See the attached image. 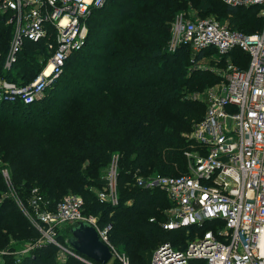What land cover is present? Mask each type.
Listing matches in <instances>:
<instances>
[{
    "label": "trees",
    "instance_id": "1",
    "mask_svg": "<svg viewBox=\"0 0 264 264\" xmlns=\"http://www.w3.org/2000/svg\"><path fill=\"white\" fill-rule=\"evenodd\" d=\"M192 5L201 15L221 11L230 30L246 35L264 25L259 6L239 8L219 0H107L91 12L83 48L45 89L47 96L30 104L0 103V224L8 221L14 232L27 221L36 236L13 199L2 196L9 191L1 174L7 169L11 187L25 205L33 189L50 209L68 192L82 195L83 214L95 217L99 227L111 225L109 241L130 264H149L153 250L164 242L185 245L184 231L160 225L167 220L165 193L133 183L136 177L184 174L185 152L196 148L189 136L204 117L206 104L194 94L218 76L194 65L211 53L219 55L214 48L199 53L188 46L168 50L172 21ZM12 31L0 16V76L25 85L44 67L48 51L44 42L24 40L11 68H17L14 76L5 72ZM226 59L244 69L249 56L234 48L219 60ZM112 162L117 168V205L100 203L94 191L104 188L102 174ZM73 226L62 229L58 242L61 236L68 240ZM7 240L0 234V246ZM37 248L22 262L0 264H62L55 260V246ZM64 264L84 263L69 256Z\"/></svg>",
    "mask_w": 264,
    "mask_h": 264
},
{
    "label": "built area",
    "instance_id": "2",
    "mask_svg": "<svg viewBox=\"0 0 264 264\" xmlns=\"http://www.w3.org/2000/svg\"><path fill=\"white\" fill-rule=\"evenodd\" d=\"M106 1L0 0V16L13 28L2 69L11 70L24 40L44 42L49 52L48 61L28 84L17 85L0 76V103L39 100L60 75L67 58L83 48L87 20ZM219 1L233 7L259 6L264 16V0ZM184 15L178 14L170 25L169 51L181 46L194 53L214 48L220 57L238 48L249 61L241 69L226 59L222 81L206 95L204 117L190 133L196 148L185 152L186 172L134 180V186L165 193L167 220L160 225L164 230L184 231L187 237L184 246L159 244L149 264H192L199 260L205 264H264V25L261 31L246 35L213 19L188 20ZM1 174L10 187L7 169ZM104 179L97 198L117 205V168L113 162ZM32 194L26 205L19 199L16 205L40 235L36 246H55L60 262L71 256L94 264L73 251L66 238L64 244L57 240L65 226L88 222L108 247L109 262L130 264L109 241L111 225L99 227L93 217L83 214L80 196L68 194L50 209L36 189ZM206 224L209 228L204 232L197 229Z\"/></svg>",
    "mask_w": 264,
    "mask_h": 264
},
{
    "label": "rangeland",
    "instance_id": "3",
    "mask_svg": "<svg viewBox=\"0 0 264 264\" xmlns=\"http://www.w3.org/2000/svg\"><path fill=\"white\" fill-rule=\"evenodd\" d=\"M239 8H241V7H239ZM242 8H245V7H242ZM183 14H185L184 17L186 19H188V20L206 19L207 18V19H213V20H215V21H217V22H219L221 24H224V25L228 26L227 17L221 11L220 12H211V13H207L205 15H201V13H199L198 11L193 9V5H192V6L188 7V9L185 12H183ZM259 14L264 19L262 9H260ZM11 39H12V36H11ZM11 39H10V41H11ZM10 41H9V45H10ZM9 45L7 46V49H6V55H7L8 50H9ZM34 53L36 54V52H34ZM6 55H5V57H6ZM74 55H76V54H73V55H71V56H69L67 58L66 62L64 63L65 67H67L69 62H71L73 60V56ZM48 57H49V52H48ZM48 57H47L46 62L48 61ZM40 59L42 61V58H40ZM219 59H220V57H216V56L212 55V53H211L207 59L202 60V61L198 62L196 65H194V68H196V69L205 70V71H208L209 73H212L213 75L218 76L217 82H215L211 86H208L202 93H195L194 94L195 97H198L199 99L205 101L206 95L211 90L215 89L218 85H220V83L222 81L223 69L225 68V62L222 63V60H219ZM43 64H44V62H43ZM16 69L17 68H15L14 70H9V71H11V74L13 76L15 74ZM63 69L65 70V68L64 67L62 68V70H61L62 72H63ZM48 93H49V91H47V92L44 91V96H47ZM2 166H3V164H2V161H1L0 162V167H2ZM108 167H107V169H108ZM8 174H9V171H8ZM102 176L103 177L106 176V170L102 174ZM3 181H4V179H3ZM94 191H95V194L97 196V193H98L99 189L94 187ZM68 194H75V195H78V196H80L82 198V195L74 193V192H68L66 195H68ZM19 195L20 194L17 193L13 189V187H11V186L9 187V191H7V193H3L2 194V196H4V197H9V198L13 199L15 204H17V200L18 199L20 200V196ZM98 201L100 203H105V202H101L100 200H98ZM105 204H107V203H105ZM93 218L96 220L95 217H93ZM26 224H27V221H25L23 223V226H20V225L17 224L16 227H15L16 231H14V232L9 230V222L8 221H5L4 223L0 224L2 226V227L0 226V234L8 236V240H7L6 244H4L3 246H0V263H2L3 261H6V260L7 261H15L17 263L20 262V261L22 262L24 259L29 258L31 255H33V253H35V251L38 249L37 248L38 246H36L35 244H36L37 241H39L40 235H39L38 231H36V230H35L36 231V236L32 235L30 233V230H29L30 228ZM59 238H61L60 241H62V243H64V237L61 236ZM116 249H117L118 252L122 253L126 257V255L123 252H121L118 248H116ZM66 259L64 261L60 262L58 254L56 255V253H55V260L58 263L60 262V263L64 264L66 262ZM112 262L114 264H116V261H111V263ZM108 264H110V262Z\"/></svg>",
    "mask_w": 264,
    "mask_h": 264
},
{
    "label": "water",
    "instance_id": "4",
    "mask_svg": "<svg viewBox=\"0 0 264 264\" xmlns=\"http://www.w3.org/2000/svg\"><path fill=\"white\" fill-rule=\"evenodd\" d=\"M68 243L79 255L97 264H108L111 259L108 247L99 240L96 230L88 222L71 227Z\"/></svg>",
    "mask_w": 264,
    "mask_h": 264
},
{
    "label": "bare ground",
    "instance_id": "5",
    "mask_svg": "<svg viewBox=\"0 0 264 264\" xmlns=\"http://www.w3.org/2000/svg\"><path fill=\"white\" fill-rule=\"evenodd\" d=\"M50 71V67L46 69V73Z\"/></svg>",
    "mask_w": 264,
    "mask_h": 264
}]
</instances>
